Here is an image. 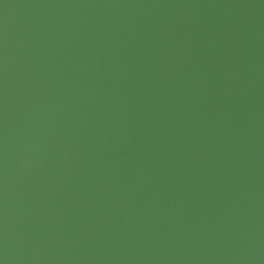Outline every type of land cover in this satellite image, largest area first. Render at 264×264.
Instances as JSON below:
<instances>
[{"label":"water","instance_id":"water-1","mask_svg":"<svg viewBox=\"0 0 264 264\" xmlns=\"http://www.w3.org/2000/svg\"><path fill=\"white\" fill-rule=\"evenodd\" d=\"M0 264H264V0H0Z\"/></svg>","mask_w":264,"mask_h":264}]
</instances>
